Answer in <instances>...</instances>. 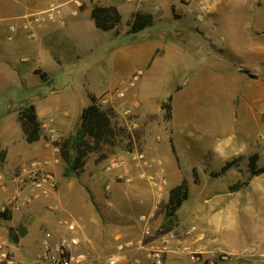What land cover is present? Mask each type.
<instances>
[{
	"label": "rangeland",
	"instance_id": "rangeland-1",
	"mask_svg": "<svg viewBox=\"0 0 264 264\" xmlns=\"http://www.w3.org/2000/svg\"><path fill=\"white\" fill-rule=\"evenodd\" d=\"M45 1L33 22L60 10L74 16L98 2ZM119 2L126 7L115 38L106 39L110 32L96 29L90 17L71 33L62 29L72 51L53 80L38 69L20 78L10 63L31 66L39 59L9 41V83L0 85V110L9 108L13 141L7 164L0 155V238L9 264H49L38 257L47 231L55 239L76 238V252L95 261L118 255V264H155L145 257L155 246L164 250L160 264H206V255L192 262L189 252L218 246L236 255L225 264H264V173L251 176L264 165V0H142L139 12L159 14L145 32L166 39L168 52L161 50L136 78V71L120 74L112 66V49L131 39L133 4ZM129 82L135 86L117 96ZM135 92L161 101L173 94L153 108L139 103ZM55 95L61 106L53 124L63 131H47L48 114L39 120L40 139L27 143L18 111L30 103L43 112L42 99ZM91 97L109 111L117 143L89 153L81 170L65 176L55 143L74 136ZM33 164L54 183L48 199L32 198L28 180L21 182V170ZM174 175L186 179L189 191L178 225L168 231L161 224ZM21 191L23 206L15 211Z\"/></svg>",
	"mask_w": 264,
	"mask_h": 264
},
{
	"label": "crops",
	"instance_id": "crops-1",
	"mask_svg": "<svg viewBox=\"0 0 264 264\" xmlns=\"http://www.w3.org/2000/svg\"><path fill=\"white\" fill-rule=\"evenodd\" d=\"M128 1L133 4L130 7V19L136 12L145 10V8H143L144 6L141 4L142 0ZM96 3L100 6H114L119 12L122 8L126 7V5L119 2V0H112V3L107 2V0H98ZM158 5L157 3V6ZM46 6L47 3L45 0H0V75L5 76L4 82L0 81V85L9 83V41H13L16 47L23 46L26 49L29 48L33 52L32 57H37V59H39L38 65L34 64L31 66L16 67L15 64L10 63L13 65L14 72L19 74L20 78L22 75H29L35 69H38L41 71V74L47 75L46 77L53 80V75L58 74L61 70L63 60L68 58L67 56L72 51L73 40H71V38H65L66 40H63L65 35L62 29H68V32L71 33L72 30H76V27L81 24L82 17H90L91 7H86L83 11L77 12L74 16L69 14L70 11L63 10L62 13L60 10L57 12V14H59L55 15L54 18L52 17V19L51 16H48V18L47 16H43L42 22H33L36 20V12H41ZM157 12L158 11H153L151 14L154 20L159 19V14ZM60 15H62L61 17L64 21H61ZM113 31L115 30L105 31L110 32V35L107 34L106 39L116 36ZM33 39L37 41L36 44H34L35 46H30L29 44V46L26 47L25 43H29V41ZM161 50L164 51V53L168 52L166 39H161L160 36L159 38H154L151 36V33H146L145 30H143L139 33L131 34L130 42L118 45L116 48L112 49V66L120 74L126 75L127 73L136 71L137 73L133 75L136 78L137 75H141L144 69L148 70L152 67L154 60L160 57ZM25 62H27V60ZM50 92L54 93L55 91L50 90ZM172 94L173 93L165 100L170 99ZM45 95H47V93ZM134 95L143 106H152L153 108L155 106L159 107L160 103L165 101L153 98L145 100L140 98L136 92ZM47 96L42 99L44 100V104H40L43 106L44 111H37L36 114L40 121H43L42 117H48V114H52V116L47 119L46 124V129L49 133L55 130L63 131L62 128H56L53 124L54 119L57 117L56 110L61 106L58 96ZM8 112V107L5 108L4 111L0 110V155H5V164L9 161V144L13 142L9 141ZM179 183L180 178L174 175L172 187ZM44 222H48L49 227L52 228L51 221L45 218ZM172 253L177 256L182 252L178 253L174 250Z\"/></svg>",
	"mask_w": 264,
	"mask_h": 264
},
{
	"label": "trees",
	"instance_id": "trees-1",
	"mask_svg": "<svg viewBox=\"0 0 264 264\" xmlns=\"http://www.w3.org/2000/svg\"><path fill=\"white\" fill-rule=\"evenodd\" d=\"M90 19L96 29L110 31L116 28L121 22V15L114 6H100L93 4L90 9ZM153 23V16L150 13L136 12L129 24V34L139 33ZM17 120L24 140L27 143H35L41 137V123L36 114L33 104H25L17 115ZM118 129L111 123L108 110L97 107L96 99L90 98V104L80 113L79 127L72 138H67L61 142H56L60 159L65 163L64 175L70 176L81 170L85 157L102 146H112L117 143ZM173 149V146H171ZM227 165L222 167V171L227 169ZM264 173V165L254 169L251 176ZM236 185L232 189H237ZM188 184L185 178L180 183L168 191L166 203L164 205L163 221L161 228L168 231L178 225V210L188 197ZM6 217L5 213H1ZM12 241L16 238L10 236Z\"/></svg>",
	"mask_w": 264,
	"mask_h": 264
},
{
	"label": "built area",
	"instance_id": "built-area-1",
	"mask_svg": "<svg viewBox=\"0 0 264 264\" xmlns=\"http://www.w3.org/2000/svg\"><path fill=\"white\" fill-rule=\"evenodd\" d=\"M74 14V13H73ZM123 91H119L117 96H122L128 87H133L134 82H129ZM104 103V101H102ZM129 112V110H127ZM42 167L39 165H32L31 168H25L21 170V182L25 183V188H28L33 194L34 199L45 198L48 199L54 193V183L50 178L49 174L42 175ZM23 191L21 194L17 193L16 202L13 205V210L18 211L23 206ZM68 230L74 231V225H67ZM39 254L38 257L48 262L49 264H118V255L106 258L104 261L93 260L88 258L85 253H77L78 240L76 238H58L55 239L50 232H45L39 240ZM7 244L4 239L0 238V264H9L10 261L7 257L6 252ZM123 249V246H119V251ZM164 250L151 246L146 249L145 257L149 260L154 261L155 264L161 263V254ZM190 260L192 262L200 261L199 255H206V264H225L229 259L236 255L224 251L222 248L216 246L212 249L205 251L189 252Z\"/></svg>",
	"mask_w": 264,
	"mask_h": 264
}]
</instances>
